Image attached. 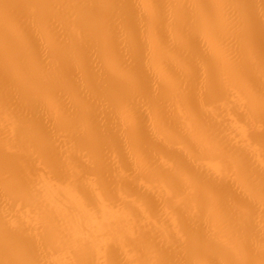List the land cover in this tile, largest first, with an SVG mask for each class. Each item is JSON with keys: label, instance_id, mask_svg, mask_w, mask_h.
Wrapping results in <instances>:
<instances>
[{"label": "bare ground", "instance_id": "6f19581e", "mask_svg": "<svg viewBox=\"0 0 264 264\" xmlns=\"http://www.w3.org/2000/svg\"><path fill=\"white\" fill-rule=\"evenodd\" d=\"M0 264H264V0H0Z\"/></svg>", "mask_w": 264, "mask_h": 264}]
</instances>
